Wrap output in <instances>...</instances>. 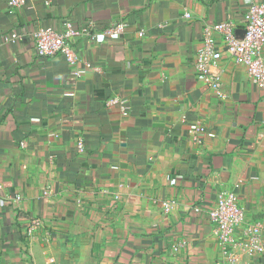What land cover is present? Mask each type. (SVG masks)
I'll return each instance as SVG.
<instances>
[{
	"label": "crops",
	"instance_id": "0c3cea01",
	"mask_svg": "<svg viewBox=\"0 0 264 264\" xmlns=\"http://www.w3.org/2000/svg\"><path fill=\"white\" fill-rule=\"evenodd\" d=\"M256 2L0 0V264H264L245 234L264 243V86L226 51L220 94L194 67L207 28L242 31ZM64 23L91 29L75 62L39 56L34 31ZM222 189L246 214L228 246Z\"/></svg>",
	"mask_w": 264,
	"mask_h": 264
},
{
	"label": "built area",
	"instance_id": "2783aa9c",
	"mask_svg": "<svg viewBox=\"0 0 264 264\" xmlns=\"http://www.w3.org/2000/svg\"><path fill=\"white\" fill-rule=\"evenodd\" d=\"M26 0H10L13 7L22 6ZM49 3V0H46ZM191 13L186 12L185 17H190ZM89 27L76 30L69 23H64L61 29L55 27H45L34 31V45L36 52L41 57H54L58 54L64 55L71 63L75 62V53L69 40L74 35L89 34ZM124 30V23H113L104 30L110 37H116ZM245 33L239 37L237 28L232 20H224L207 28L202 45L195 53L194 67L197 77L210 84L219 94L222 85L220 71H213L222 58L223 51H226L234 60L247 67L251 81L259 86H264V2L253 3L245 13L244 22ZM21 35L12 34V38ZM215 36L220 39V48ZM89 66L86 63V67ZM85 68L75 71L77 77L84 74ZM192 130H202V127L194 125ZM175 204L174 200L162 201L165 212H169ZM208 218L211 222L214 233L225 245H232L235 242V234L238 228L246 221V214L239 203L237 194L231 189H222L217 193L214 205L208 211ZM41 224L39 218H33L27 228L28 234L32 235L35 229ZM259 227H250L245 234L254 240L255 247L264 250V243H259Z\"/></svg>",
	"mask_w": 264,
	"mask_h": 264
},
{
	"label": "water",
	"instance_id": "95a60500",
	"mask_svg": "<svg viewBox=\"0 0 264 264\" xmlns=\"http://www.w3.org/2000/svg\"><path fill=\"white\" fill-rule=\"evenodd\" d=\"M236 33H237V34H242V36H243L244 33H245V30H244V29H243L242 31L237 30Z\"/></svg>",
	"mask_w": 264,
	"mask_h": 264
}]
</instances>
